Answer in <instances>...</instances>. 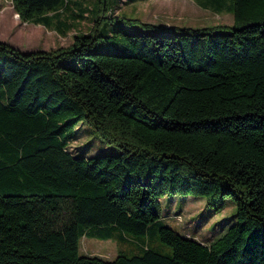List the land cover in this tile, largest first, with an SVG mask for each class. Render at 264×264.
<instances>
[{
    "label": "trees",
    "instance_id": "16d2710c",
    "mask_svg": "<svg viewBox=\"0 0 264 264\" xmlns=\"http://www.w3.org/2000/svg\"><path fill=\"white\" fill-rule=\"evenodd\" d=\"M12 1L47 23L80 0ZM97 1L92 29L67 46L0 39V264H264V0H233L230 24L127 19L138 32ZM80 121L118 150L73 151ZM178 192L215 210L232 198L237 220L211 242L184 235L160 218ZM152 226L171 253L81 252L84 235Z\"/></svg>",
    "mask_w": 264,
    "mask_h": 264
},
{
    "label": "rangeland",
    "instance_id": "374dc122",
    "mask_svg": "<svg viewBox=\"0 0 264 264\" xmlns=\"http://www.w3.org/2000/svg\"><path fill=\"white\" fill-rule=\"evenodd\" d=\"M220 2V5L218 3ZM233 0H110V11L114 24L126 31L144 29L140 23H129L127 19H141L165 25L194 28L234 21L231 11ZM47 23L24 20L15 9L12 0H0V39L22 51L55 49L70 44L76 33L88 32L100 14L97 0L71 1L66 7L46 13ZM112 24L109 19L102 21ZM77 153L95 154L100 151L114 152L118 146L105 142L84 121L76 127V138L69 146ZM206 197L191 193L166 194L161 197V220L178 232L211 242L225 232L236 220V205L228 198L221 210L207 205ZM142 245L162 252L171 253V245L160 239L159 232L152 226L145 234L122 235V238L102 239L84 235L81 252L99 254L113 258L120 251L139 253Z\"/></svg>",
    "mask_w": 264,
    "mask_h": 264
}]
</instances>
